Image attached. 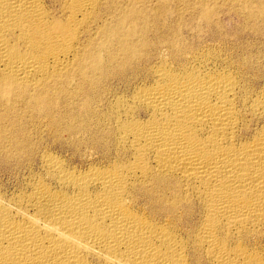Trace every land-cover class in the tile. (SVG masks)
I'll return each instance as SVG.
<instances>
[{
  "label": "bare ground",
  "instance_id": "bare-ground-1",
  "mask_svg": "<svg viewBox=\"0 0 264 264\" xmlns=\"http://www.w3.org/2000/svg\"><path fill=\"white\" fill-rule=\"evenodd\" d=\"M237 1L264 36V0ZM102 2L0 0V167L28 172L0 181V264H264V47L187 42L170 6L118 12L93 45ZM76 80L81 112L59 113ZM28 112L69 160L19 136Z\"/></svg>",
  "mask_w": 264,
  "mask_h": 264
},
{
  "label": "rangeland",
  "instance_id": "rangeland-1",
  "mask_svg": "<svg viewBox=\"0 0 264 264\" xmlns=\"http://www.w3.org/2000/svg\"><path fill=\"white\" fill-rule=\"evenodd\" d=\"M110 1V2H109ZM112 1V2H111ZM119 1V3H117ZM122 1H124V0H103V2L102 3H104V4H101V9L102 10H104V11H101V9H99V12H100V16H101V14L103 15V20L101 19L102 18V16H101V18H99L98 20H96V21H94V22H92V24H90L89 26H91V27H89L88 26V30H89V28H90V30H91V33H92V35H91V38H93V45L94 44H97L98 42H101V40H102V38H103V36H102V34L100 35V33L98 32V31H100L99 29L101 28V26L103 27V26H111V25H113L115 22H116V20H117V18L119 17V13H121L122 11L124 12V11H129V10H131V8L132 9H139V10H144L145 12H154L156 9L158 10V9H163V8H166V9H168L169 10V6H170V16L172 15V17H171V19H173V20H171L170 19V17L169 18H167V24L169 25V26H175L176 25V27L178 28V29H180L181 30V32H182V34H183V32H184V34H183V37H184V39L187 41V42H192L193 43V41L194 42H198L199 41V38H200V41H199V43L202 45V46H204L205 48L207 47V49H208V47H209V50L210 51H213V52H216V53H220L221 55L223 54V56L225 55V56H227V57H231L230 59H233L234 57V59H233V61H235V60H237L238 59V57H241V56H238V55H241V54H239V53H242L243 51H245V52H243L242 53V56H246V54L251 50V51H254V49L252 50V48H254V47H256L255 49L256 50H259V49H261V48H263L264 47V36H258V35H255V33H254V31H253V28H254V26H256V25H254V23H248L247 21H246V19H245V17H244V15H243V6L241 5V4H239V2L237 1V0H233L232 1V3H230L231 2V0H207L208 2H209V5L211 6L210 7V27L208 26V24H207V22H206V20H204L203 19V17L202 16H200L201 14H200V11H201V9L199 8L200 6H199V4H198V0H184V2H183V0H181V2H180V0L178 1V0H143V1H140V0H130V1H128V0H125L124 1V3L122 2ZM133 1V2H132ZM145 1V2H144ZM154 1V2H153ZM159 1V2H158ZM171 1V2H170ZM180 2L179 4H178V2ZM190 1H193V2H190ZM197 1V2H196ZM227 1V2H226ZM114 2H116V3H114ZM121 2L123 3L122 5H121ZM128 2V3H127ZM131 2V3H130ZM140 2V3H139ZM150 2H152V3H150ZM158 2V3H157ZM162 2H163V6H162ZM177 2V3H176ZM222 2V3H221ZM111 3H112V5H111ZM134 3H139L140 5H138V4H136V5H134ZM144 3H146V4H144ZM150 3V4H149ZM168 3V4H167ZM171 3V4H170ZM182 3V4H181ZM187 3V4H186ZM126 4L128 5V6H126ZM142 4V5H141ZM156 4V6H154ZM164 4H167V5H164ZM189 4V5H188ZM109 5V6H108ZM111 5V6H110ZM124 5V6H123ZM146 5V6H145ZM149 5V6H148ZM153 7H152V6ZM157 5H160V6H157ZM172 5V6H171ZM174 5H176V6H174ZM181 7H180V6ZM198 5V6H197ZM218 5V6H217ZM225 5V6H224ZM230 5V6H229ZM235 7H234V6ZM105 6V7H104ZM110 7L109 9H111V10H108L107 8L108 7ZM122 6H123V8H122ZM137 6V7H136ZM166 6V7H165ZM179 6V7H178ZM188 6V7H187ZM191 6V7H190ZM237 6V7H236ZM117 7V8H116ZM124 7H127V9L126 8H124ZM160 7V8H159ZM163 7V8H162ZM172 7L174 8V9H172ZM177 7V8H176ZM185 7H186V9H185ZM220 7V8H219ZM154 8V9H153ZM178 9L177 10V12H176V9ZM179 8H181V9H179ZM232 11H230L229 9ZM235 8H236V10H235ZM117 9V10H116ZM125 9V10H124ZM149 11H148V10ZM173 11H172V10ZM152 10V11H151ZM180 10V11H179ZM217 10V11H216ZM240 10V11H239ZM107 11V12H106ZM110 11V12H109ZM239 11V12H238ZM104 12H106V13H104ZM116 12V13H115ZM119 12V13H118ZM177 14H176V13ZM181 12V13H180ZM188 12V13H187ZM214 12V13H213ZM222 12H224V13H222ZM231 12V13H230ZM104 13V14H103ZM111 13V14H110ZM114 13V14H113ZM113 14V15H112ZM119 14V15H118ZM176 14V15H175ZM183 14V15H182ZM188 14H190V15H188ZM224 14V15H223ZM233 14V15H232ZM106 15H107V17H109V18H107L106 17ZM115 15V16H114ZM173 15H174V17H175V19H174V17H173ZM180 15V16H179ZM185 15V16H184ZM193 15H195V16H193ZM235 15V16H234ZM178 16V17H177ZM183 16V17H182ZM191 16V17H190ZM116 17V18H115ZM182 17V18H181ZM110 18H112V19H110ZM176 18H178V19H176ZM179 18H181V19H179ZM198 18V19H197ZM215 18V19H214ZM243 18V19H242ZM109 19V20H108ZM166 18H164L163 20H165ZM105 20V21H104ZM189 20V21H188ZM215 20V21H214ZM111 21H112V24H110L111 23ZM171 21V22H170ZM99 24H98V23ZM101 22V23H100ZM102 22H104V23H102ZM175 22V23H174ZM179 22V23H178ZM190 22V23H189ZM192 22V23H191ZM205 22V23H204ZM178 23V24H177ZM214 23V24H213ZM219 25H218V24ZM243 23V24H242ZM175 24V25H174ZM248 24V25H247ZM197 25V26H196ZM204 25V26H203ZM253 25V26H252ZM258 25H261V24H258ZM100 26V27H99ZM212 26H214V27H212ZM175 27V28H176ZM253 27V28H252ZM98 28V29H97ZM184 28V29H183ZM191 28V29H190ZM196 28V29H195ZM199 28V29H198ZM209 28V29H208ZM242 28V29H241ZM251 28V29H250ZM217 29V30H216ZM250 29V30H249ZM87 30V31H88ZM183 30V31H182ZM209 30V31H208ZM229 30V31H228ZM216 31V32H215ZM219 33H218V32ZM94 32H96V33H94ZM210 33V34H209ZM217 33V34H216ZM242 33V34H241ZM249 33H250V35H249ZM253 35H252V34ZM95 34H96V36H95ZM98 34V35H97ZM213 34V35H212ZM94 35V36H93ZM212 37H211V36ZM216 37H215V36ZM243 35V36H242ZM86 35H84L83 37V41H85V40H87L88 39V35L85 37ZM239 36V37H238ZM151 37L153 38V35H151ZM150 37V38H151ZM196 37H197V39H196ZM209 37V38H208ZM237 37V38H236ZM246 37H248V39L250 38V40H248ZM99 38V39H98ZM212 38V39H211ZM218 40H216V39ZM224 38V39H223ZM240 38V39H239ZM260 38H262V39H260ZM85 39V40H84ZM96 41H95V40ZM206 39H207V41H206ZM256 39V40H255ZM216 42H215V41ZM251 40H255V41H251ZM258 40H260V41H258ZM203 41V42H202ZM214 41V42H213ZM221 41V42H220ZM239 41V42H238ZM241 41L242 42H244V43H241ZM258 41V42H257ZM190 42V43H191ZM219 44H218V43ZM235 42V43H234ZM263 42V43H262ZM215 43V44H214ZM230 43H232L230 46H229V44ZM245 43H247V44H245ZM206 46H205V45ZM209 44V45H208ZM228 44V45H227ZM238 44V45H237ZM239 44L241 45V46H239ZM260 44V45H259ZM235 45V46H234ZM243 45V46H242ZM255 45V46H254ZM261 45H262V47H261ZM229 46V47H228ZM246 46V47H245ZM251 46V47H250ZM94 47V46H93ZM211 47V48H210ZM242 47V48H241ZM248 47V48H247ZM218 48V49H217ZM233 48V49H232ZM245 48H247V49H245ZM249 48H251V49H249ZM226 49V50H225ZM234 49H236V50H234ZM239 49V50H238ZM242 49H245V50H242ZM249 49V50H248ZM235 51L234 52V54H232L233 53V51ZM222 51V52H221ZM231 52V53H229L228 54V52ZM238 51H242V52H238ZM247 51V52H246ZM250 51V52H251ZM227 52V53H226ZM246 53V54H245ZM230 54H231V56H230ZM234 55V56H233ZM238 56V57H237ZM72 84H73V86H72ZM79 82L76 80L74 83L73 82H71V83H68L67 85H66V95L65 94H63V95H61L60 97H62L61 99L60 98H58L57 99V111L59 112V110H60V112L59 113H62V114H66L67 112H70V111H75V112H81V103L83 102V95H82V92L80 91V87H79ZM78 85V86H77ZM77 86V87H76ZM70 87V88H69ZM69 88V89H68ZM68 89V90H67ZM74 90H76L75 92H74ZM77 90H78V92H77ZM68 91V92H67ZM71 92V94H68V93H70ZM75 94H74V93ZM76 93H79V94H76ZM81 94V95H80ZM68 95V96H67ZM70 95H75V96H73V99L72 98H70V97H72V96H70ZM76 95H77V97H76ZM78 95H80V96H78ZM67 97H69L70 98V100H69V98L68 99H66ZM76 97V98H75ZM75 98V99H74ZM78 98V100L76 101V99ZM61 100V101H60ZM63 100H65V101H63ZM70 101H71V105H70ZM74 101V102H73ZM58 102H59V104H60V106H59V104H58ZM60 102H63V103H60ZM65 102H68V103H65ZM79 102V103H78ZM81 102V103H80ZM73 104V105H72ZM75 104H76V106H75ZM63 105V106H62ZM78 105H80V106H78ZM62 106V107H61ZM68 106H72V107H75V109L73 108V110H72V107H68ZM59 107V108H58ZM77 108V109H76ZM79 108V109H78ZM64 110V111H63ZM80 110V111H79ZM64 113H63V112ZM66 112V113H65ZM28 114H30V115H28ZM25 115V116H24ZM27 115V116H26ZM32 115V116H31ZM33 115H34V117H33ZM29 116H31L32 117V119H31V117L29 118ZM36 115L35 114H33V113H30V112H28L27 114H24L23 113V115L20 117V119H19V122H20V126L23 128L24 126V128H26V130H24L23 131V129L22 130H19L20 128H18V130H19V136H23L22 138H28V139H30V140H32V141H35L36 143L38 142H40V143H42V145H41V147L43 146V148H45V147H48V148H52L51 150H53L55 153H58L59 155H61L62 157H64L66 160L68 159H70L71 158V156H72V154H73V151L71 150V149H69L68 148V146L69 145H67L66 143H64V145L62 146V147H60V146H57V147H55L53 144H54V141H55V139H54V137H53V135L50 133L51 131L49 130V129H45V127H46V123H45V120H43V118L41 117V116H39V117H41L40 118V120H39V117H38V115H37V117H35ZM28 117V118H27ZM24 118H25V120L27 121V123L24 121ZM35 118V120L36 121H34L33 119ZM38 118V119H37ZM29 119V120H28ZM21 120V121H20ZM23 120V121H22ZM39 120V121H38ZM28 121H31V122H28ZM33 121V122H32ZM42 121V122H41ZM44 121V122H43ZM24 123V124H22V123ZM36 122V123H35ZM39 122H40V124H39ZM26 123V124H25ZM29 124H32V125H30L29 127H28V125ZM34 124V125H33ZM35 124H36V127H35ZM37 124L38 125H40V126H37ZM45 125L44 127L42 126V125ZM32 126V127H31ZM43 127V129H42V127ZM40 127V128H39ZM30 128V129H29ZM28 129V130H27ZM32 129V130H31ZM33 129H37L36 131H33ZM38 129H42V130H38ZM44 129L46 130V131H44ZM32 131V133H31V131ZM22 133H21V132ZM40 131V132H39ZM42 131V132H41ZM44 131V132H43ZM23 132H24V134L26 135V136H24V134H23ZM25 132H28L29 134H31L32 136L30 137L29 135H28V137H27V134L25 133ZM36 132H38L37 134H36ZM34 133V134H33ZM44 133H47V134H44ZM44 134V135H43ZM48 134H49V136H48ZM41 135V136H40ZM51 135V136H50ZM38 136H40L38 139H37V137ZM43 136H44V139H43ZM46 136V137H45ZM36 137V138H35ZM49 137V138H48ZM49 140H48V139ZM53 138V139H52ZM36 139V140H35ZM40 139V140H39ZM47 141H46V140ZM51 139V140H50ZM54 140V141H53ZM43 141V142H42ZM44 141H46L45 143H44ZM49 141V142H48ZM40 143H39V145H40ZM45 144V145H44ZM49 144V145H48ZM53 145V146H52ZM64 147V148H63ZM81 149V151H80V149ZM59 149V150H58ZM64 149V150H63ZM86 149H88L87 151H86ZM89 149L90 148H88V147H81V146H79V147H77L76 148V150H77V153L79 154L78 155V159H81V160H84L85 159V155H86V152H89ZM65 150H67V151H65ZM71 150V151H70ZM78 150H79V152H78ZM84 151H85V153H84ZM82 152V153H81ZM80 154H82V157H81V155ZM68 156V157H67ZM84 158V159H83ZM14 162V161H13ZM13 162H11V164L10 163H6V164H9V165H7V166H10V167H7L6 166V164L4 163H2L3 165L0 167V181L2 182V183H4V185H7L6 187L9 189V191H13V190H15V188L16 187H18V185L21 183V181L23 180V178L26 176V175H28V172L26 171V170H24V169H22L21 167H18V165L17 164H15V163H13ZM78 162V163H77ZM76 162V164L77 165H80V166H82V165H84L83 163H81L80 161H77ZM87 163V162H86ZM14 164V165H13ZM5 165V166H4ZM4 167H7V170L5 171L4 169ZM13 167V168H12ZM17 167H18V169H17ZM9 168H11V169H9ZM13 169H15V171L13 170ZM19 170V171H18ZM23 172H22V171ZM8 171V172H7ZM5 172H7V173H5ZM17 172V173H16ZM27 172V173H26ZM14 173H16V174H14ZM25 175H24V174ZM18 174H21V175H18ZM10 175V176H9ZM17 175H18V177H17ZM21 176V177H20ZM23 177V178H22ZM18 178V179H17ZM20 178V179H19ZM15 179V180H14ZM13 181V182H12ZM18 182V183H17ZM20 182V183H19ZM9 185V186H8ZM17 185V186H16ZM263 242H264V239H263Z\"/></svg>",
  "mask_w": 264,
  "mask_h": 264
}]
</instances>
